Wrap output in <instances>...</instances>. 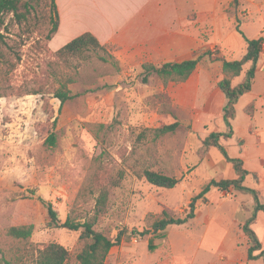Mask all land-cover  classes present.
<instances>
[{
    "label": "rangeland",
    "instance_id": "374dc122",
    "mask_svg": "<svg viewBox=\"0 0 264 264\" xmlns=\"http://www.w3.org/2000/svg\"><path fill=\"white\" fill-rule=\"evenodd\" d=\"M32 5L28 20L20 22L13 14L4 15L0 31V249L11 256L8 247L12 240L4 235L6 228L32 224L31 243L61 244L70 253L68 264H77L75 257L82 247L80 230L49 227L46 203L52 204L61 221L67 215L84 221L95 214L97 197L106 191L105 211L94 227L112 238L120 230L125 232L120 244L110 249L105 264H224L228 258L237 259L241 253L235 250L233 234L226 235L214 224L205 229L207 222H202L203 227L200 220L230 214L240 201L235 219L243 224L247 217L239 218L247 206L241 200L245 197L251 202V198L232 189L211 188L209 203L197 201L198 220L143 236L131 233L132 229H149L163 210L183 216L190 197L204 184L230 177L232 165L218 149L202 144L210 131L227 130L222 116L219 121L215 113H208L207 93L218 89L220 62L203 55L187 81L164 85L154 73L146 74L141 64H126L115 55L118 63L114 64L106 51L88 50L80 56L60 58L45 38L50 27L45 22L49 4L35 0ZM219 12L229 32L228 46L222 42L218 45L219 40L201 32L205 43L200 47L154 52L145 61L160 65L206 51L216 57L238 59L246 43L236 31L237 24L250 37H264V0H220ZM196 17L191 11L187 20ZM211 28H207L208 33ZM262 45L260 65L264 64V41ZM108 51L113 53L111 47ZM243 73L233 84L242 80ZM59 76L74 78L69 85L73 97L62 105L48 91L58 86ZM261 83L260 93H264V78ZM262 96V108L251 101L252 116L243 109L251 119L247 132H241L247 122L242 110L247 97L238 102L236 138L220 139L231 156L246 147L250 153L249 141L255 133L264 140ZM174 121L178 122L174 132L153 138L152 130L160 122ZM94 123L109 127L97 133L89 127ZM195 124H199L196 129ZM51 132L57 134L53 148L44 144ZM145 169L180 181L173 188L156 187L144 178ZM245 184L252 186V181ZM221 242L225 250L219 252Z\"/></svg>",
    "mask_w": 264,
    "mask_h": 264
},
{
    "label": "trees",
    "instance_id": "16d2710c",
    "mask_svg": "<svg viewBox=\"0 0 264 264\" xmlns=\"http://www.w3.org/2000/svg\"><path fill=\"white\" fill-rule=\"evenodd\" d=\"M32 1L35 0H0V31L4 24V15L13 14L17 21L28 20L30 12L34 9ZM49 4L50 11L48 16H45V22L50 26L45 38L50 41L57 32L59 26V14L55 0H43ZM237 2V0H233ZM237 32L244 38L246 49L244 54L238 59H226L223 56H213L210 52L199 54L195 57L184 59L181 61H168L160 65L144 62L141 68L146 74L154 73L164 85L173 83H183L189 79L195 71L198 63L201 61L203 55H208L210 60L220 62L221 78L217 81V87L224 95L225 102L222 106V119L227 128L226 131H211L202 140L205 148L214 147L219 150L227 163L232 165L235 172L234 178H222L219 180L211 179L204 184L200 191L192 196L187 204V208L183 211V216H174L168 211L163 210L161 214L155 218L151 223L149 229H144L138 232L135 229L131 230L132 235L143 236L148 233H157L164 230L169 225H182L195 216L196 202L199 199L204 200V195L210 191L211 188L219 190H227L232 187L235 191L244 194H249L253 201V209L249 217H247L243 224L242 230L248 237L247 260L261 259L264 262V248L257 237V234L252 229L251 225L255 221L257 212L264 210V204L261 203L258 191L252 187L245 185V178L249 171L244 167L243 160L239 157H231L225 147L220 143V139H228L232 137L234 130L232 120L236 113V104L240 97L248 93L253 85L257 63L260 54L263 50L264 37L247 38L244 33L236 25ZM109 47L102 45L97 38L89 31L83 32L69 42L61 46L55 51V55L60 58H68L80 56L88 50L106 51L114 64H117L112 53L108 51ZM100 59L107 61V58L100 56ZM247 66L245 69L244 67ZM243 73V78L240 82L233 84V80ZM146 81V77L143 78ZM58 86L50 88L49 93L64 104L70 100L73 95L69 85L74 82L73 77L59 76L57 79ZM28 93H38L37 91H30ZM245 112L252 116L253 104L252 102L244 107ZM56 121H53L55 124ZM178 122L171 123L160 122L155 127L153 138L157 139L167 133H172L176 130ZM89 127L99 133L103 129L109 127L103 123L89 124ZM44 144L48 147H55L57 144L56 132H51L45 139ZM143 176L146 181L156 187L173 188L180 179L167 175L158 171L145 169ZM106 191H101L97 197L95 214L79 221L71 215H67L64 221L58 218V214L51 203H46L47 209V225L49 227L65 228L72 231L80 230L79 240L82 243L80 251L76 254L77 264H105L106 257L110 249L120 244L122 236L125 231L120 230L115 238L110 237L102 231L96 230L94 227L98 216L105 211ZM34 226L32 224H17L6 228L4 235L12 240V244L8 247L11 251V256L7 257L4 250L0 249V263L2 264H68L70 259L69 251L61 244L50 242L44 245L31 243L29 240L33 233Z\"/></svg>",
    "mask_w": 264,
    "mask_h": 264
},
{
    "label": "crops",
    "instance_id": "0c3cea01",
    "mask_svg": "<svg viewBox=\"0 0 264 264\" xmlns=\"http://www.w3.org/2000/svg\"><path fill=\"white\" fill-rule=\"evenodd\" d=\"M55 2L59 14V26L57 32L49 41V46L54 50L86 31L91 32L102 45L111 47L113 49L112 54L115 57L126 64L131 63L134 65L147 62L145 61L146 58L152 56L154 52H170L178 49L191 50L200 47L205 43L201 32L209 34V39L211 37L213 40H219L218 45L221 42L225 46L230 44L229 32L227 28L223 27V22L220 21V12L218 13L220 0H55ZM191 11L197 13L194 21L187 20V15ZM207 28H211V33H208ZM244 35L247 38H253L247 32ZM242 39L245 42L243 37ZM184 59L188 58L181 60ZM262 78H264V64L260 65L257 63L252 88L248 93L240 97V99L247 97V101L242 105V110L251 101H254L255 105L257 103L259 108H262L261 98L264 94L260 93L262 90ZM204 94L206 93H201V95ZM207 95H210L208 113L212 114V116L215 113L220 121L222 106L225 102L224 95L219 88L214 93H207ZM244 114L248 119L246 118L247 122L244 124L245 127L241 128V132H247L246 128H249L251 123L250 117L245 112ZM203 120L200 121L203 122ZM234 120L235 117L232 120L235 133H233L232 137L225 140L232 141L233 137L236 138ZM196 126L199 127V124H195L194 129H196ZM250 136L252 135L249 134ZM220 143L222 144L221 140ZM249 143L248 145L251 148L250 153L246 147L243 151L237 149V155L235 156L228 154L231 157H239L243 160L245 168L249 171L244 183H247L249 180L252 181V186L249 187L258 191L260 201L264 204V164L262 162L264 159V140L255 133V136L250 138ZM223 146L225 147V145ZM234 177L235 172L233 170L229 179ZM229 189L234 190L232 187ZM208 193L204 195V200L199 199L202 204L209 203ZM217 195L219 193L216 194V198ZM242 198L244 199L241 202L245 203L247 209H243L245 212L243 211L244 215L239 218L240 220L249 217L253 209L251 196V202H249L248 198ZM239 202L236 203L235 209L230 214L223 213L214 218L209 216L200 218L203 227L206 225L202 222L205 221L208 224L205 229L214 224V226L221 227L226 235L228 232L233 234L235 250L240 252L241 255L237 259H226V263L224 264H244L249 261L261 260H247L248 237L244 234L242 226L238 227L239 223L242 224V220L238 221L235 219V214L239 211ZM222 204L223 202H219V205ZM199 215L195 212L194 218L190 221L198 220ZM251 227L264 248V210L257 212L255 221ZM239 240L241 243L237 244ZM224 250V242H221L218 251Z\"/></svg>",
    "mask_w": 264,
    "mask_h": 264
}]
</instances>
